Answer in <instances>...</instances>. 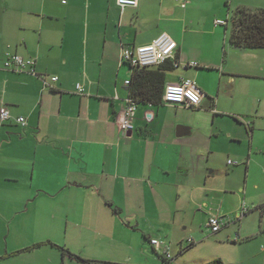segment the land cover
<instances>
[{
  "label": "crops",
  "instance_id": "obj_1",
  "mask_svg": "<svg viewBox=\"0 0 264 264\" xmlns=\"http://www.w3.org/2000/svg\"><path fill=\"white\" fill-rule=\"evenodd\" d=\"M261 8L264 0H189L186 7L140 0L124 11L116 0H0V110L13 117L0 122V262L41 252L46 264H95L89 261L115 258L73 247L119 246L130 263L143 264L150 256L139 250L161 237L179 253L169 264H207L186 258L192 247L185 240L193 247L192 235L204 241L217 213L207 208L215 190L207 175L214 151L206 144L218 137L219 119H252L235 120L241 129L231 136L250 147L247 171L258 154L251 152L264 98L251 96L248 85L264 80V48L238 47L230 37L238 10ZM162 32L177 42L176 57L149 68L174 64L164 86L194 80L204 100L186 107L163 96L158 103L134 98L135 128L124 133L125 81L136 71L121 62L122 47L151 43ZM7 51L34 59L36 74L5 69ZM53 75L58 81L46 87Z\"/></svg>",
  "mask_w": 264,
  "mask_h": 264
},
{
  "label": "rangeland",
  "instance_id": "obj_2",
  "mask_svg": "<svg viewBox=\"0 0 264 264\" xmlns=\"http://www.w3.org/2000/svg\"><path fill=\"white\" fill-rule=\"evenodd\" d=\"M248 89V92L255 99L258 97L264 98V80H254L252 84L248 85ZM235 120L246 123L252 121L246 115H239V113L223 117L219 119L221 130L218 137H215L212 143L206 144L207 150L212 148V151H214L210 154L211 161L208 162L210 167L207 175L211 177L209 187L215 190V194H209L210 205L207 208H213L223 215L230 216L232 222L218 234L207 233L205 240L202 242H200V235H192L197 244L185 254L191 262L203 257L207 264L214 262L215 259L222 260L224 264H264V250H261L264 247V116L258 120L259 124L255 131V147L251 152L253 153L256 150L255 153L258 154L252 156L254 161L249 171L246 170V167L250 147L233 140L231 136V134L236 135V130L241 129V125ZM229 159L237 162V165H228ZM213 167L218 169H213ZM212 170H215L214 173H211ZM236 205L238 210L230 211V208ZM3 239L5 240L6 237H3ZM136 240L139 242L140 237H136ZM170 241L172 242L171 239ZM185 244L187 247L189 246L188 239L185 240ZM174 247L179 246L176 244ZM73 248L82 250L88 255L108 256L107 253H109L111 258H115L114 261L103 260L106 262L130 263L124 255V247L114 246L111 251L109 249L105 250L104 247ZM140 253L150 256L147 259L148 261L143 264H166L152 247H143L139 250L138 254ZM171 253L175 257L179 254L175 248H172ZM159 254L163 255L161 252ZM23 255L20 256L19 261L14 260L7 264H46L42 261L41 252L36 254L38 259L34 258V254ZM79 263L82 264V262ZM0 264L3 263L0 262Z\"/></svg>",
  "mask_w": 264,
  "mask_h": 264
},
{
  "label": "built area",
  "instance_id": "obj_3",
  "mask_svg": "<svg viewBox=\"0 0 264 264\" xmlns=\"http://www.w3.org/2000/svg\"><path fill=\"white\" fill-rule=\"evenodd\" d=\"M117 5L124 11L128 7H137L140 0H116ZM182 7H186L189 0H177ZM216 24L226 25L228 20L217 19ZM178 49V44L174 38L167 32H162L156 39L151 43L134 46V47H122L121 51V62L128 63L133 68L135 67H153L160 66L166 63L168 60L174 59L176 57V52ZM5 67L7 69H12L15 71L23 72L30 71L36 74L33 66L36 61L34 59H26L20 55H13L10 52H6ZM189 65L197 66L198 63L192 61ZM58 76H49L44 80L46 87H52L57 81ZM125 85H131V79L125 81ZM77 89L82 92V85L77 84ZM205 97V92L197 84L196 81L191 79H185L178 83H170L165 86V91L163 95V101L172 105H184L186 107L199 106ZM127 106L122 110V117L120 119V129L124 133H128L134 130V120L137 103L132 95L127 99ZM12 114L10 110L6 107H2L0 110V122L4 123L11 120ZM15 120L26 126L28 121L26 117L19 116ZM228 163L230 165L236 164L232 159H229ZM229 222L227 215H223L220 212L210 214L207 221V230H210L212 234L220 232L226 227ZM190 244L194 243L192 239H188ZM151 243L155 246L157 251L164 249V255L166 259L171 260L173 258L170 252L169 243L162 238H152ZM189 244V245H190Z\"/></svg>",
  "mask_w": 264,
  "mask_h": 264
},
{
  "label": "trees",
  "instance_id": "obj_4",
  "mask_svg": "<svg viewBox=\"0 0 264 264\" xmlns=\"http://www.w3.org/2000/svg\"><path fill=\"white\" fill-rule=\"evenodd\" d=\"M230 39L231 43L238 47L264 48V8H261L257 11H250L245 9L238 10L236 15L233 17V30ZM174 67V64H172V66L170 67L161 66L157 70H153L149 67H135L136 72L132 77L131 95L139 102H162V96L164 95L165 91V71L170 70V68L173 69ZM5 69L7 68L5 67ZM152 238H150V244L152 245L153 250L158 254L159 257L162 258V260L166 264H169L170 261L166 259L164 252L163 255H160L159 252L156 250L155 246L151 243ZM190 245L188 248L193 247L195 244L192 243ZM37 246H41V244H38ZM58 248L62 251L63 255L69 254L71 256L77 257L80 260H87L71 253V251H69L65 247ZM89 262H97L101 264H121L115 262L93 260H90ZM219 263L222 264L221 261H219Z\"/></svg>",
  "mask_w": 264,
  "mask_h": 264
},
{
  "label": "bare ground",
  "instance_id": "obj_5",
  "mask_svg": "<svg viewBox=\"0 0 264 264\" xmlns=\"http://www.w3.org/2000/svg\"><path fill=\"white\" fill-rule=\"evenodd\" d=\"M188 245V244H187ZM191 246V245H190Z\"/></svg>",
  "mask_w": 264,
  "mask_h": 264
},
{
  "label": "water",
  "instance_id": "obj_6",
  "mask_svg": "<svg viewBox=\"0 0 264 264\" xmlns=\"http://www.w3.org/2000/svg\"><path fill=\"white\" fill-rule=\"evenodd\" d=\"M179 134V133H178Z\"/></svg>",
  "mask_w": 264,
  "mask_h": 264
}]
</instances>
